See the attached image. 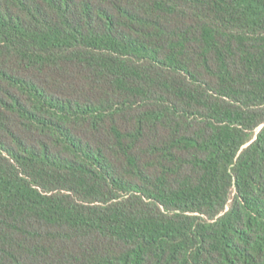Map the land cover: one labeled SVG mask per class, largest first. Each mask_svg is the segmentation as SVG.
<instances>
[{"label": "trees", "instance_id": "1", "mask_svg": "<svg viewBox=\"0 0 264 264\" xmlns=\"http://www.w3.org/2000/svg\"><path fill=\"white\" fill-rule=\"evenodd\" d=\"M0 264H264V0H0Z\"/></svg>", "mask_w": 264, "mask_h": 264}]
</instances>
